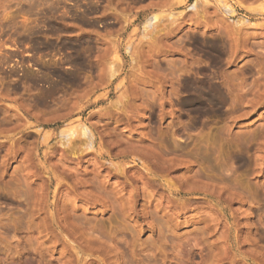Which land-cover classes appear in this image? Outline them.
Returning a JSON list of instances; mask_svg holds the SVG:
<instances>
[{"label": "rangeland", "instance_id": "obj_1", "mask_svg": "<svg viewBox=\"0 0 264 264\" xmlns=\"http://www.w3.org/2000/svg\"><path fill=\"white\" fill-rule=\"evenodd\" d=\"M0 264H264V0H0Z\"/></svg>", "mask_w": 264, "mask_h": 264}]
</instances>
